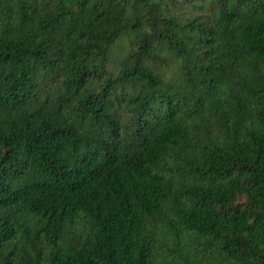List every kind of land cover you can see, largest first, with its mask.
Returning a JSON list of instances; mask_svg holds the SVG:
<instances>
[{"label": "trees", "instance_id": "16d2710c", "mask_svg": "<svg viewBox=\"0 0 264 264\" xmlns=\"http://www.w3.org/2000/svg\"><path fill=\"white\" fill-rule=\"evenodd\" d=\"M0 264H264V0H0Z\"/></svg>", "mask_w": 264, "mask_h": 264}, {"label": "rangeland", "instance_id": "374dc122", "mask_svg": "<svg viewBox=\"0 0 264 264\" xmlns=\"http://www.w3.org/2000/svg\"><path fill=\"white\" fill-rule=\"evenodd\" d=\"M119 62H120L119 56L117 55L110 56L108 68L110 69L117 68L119 65ZM158 65H160L163 68L165 76H173L176 72V63H171L169 65L158 63Z\"/></svg>", "mask_w": 264, "mask_h": 264}]
</instances>
